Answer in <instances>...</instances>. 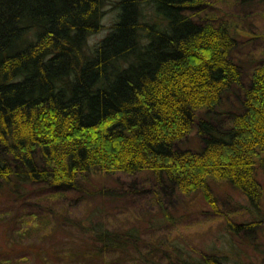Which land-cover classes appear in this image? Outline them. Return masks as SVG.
Segmentation results:
<instances>
[{
    "label": "trees",
    "instance_id": "1",
    "mask_svg": "<svg viewBox=\"0 0 264 264\" xmlns=\"http://www.w3.org/2000/svg\"><path fill=\"white\" fill-rule=\"evenodd\" d=\"M207 3L0 0V197L123 174L139 177L161 209L162 197L196 192L215 207V182L257 211L264 61L245 82L234 59L240 31L207 13ZM108 5L113 21L90 45ZM256 214L228 221L231 233L250 234L261 224ZM40 220L23 214L18 233L36 232ZM86 234L95 255L136 251L140 242L138 232L113 233L100 220ZM172 252L177 264H230L218 252L193 260Z\"/></svg>",
    "mask_w": 264,
    "mask_h": 264
},
{
    "label": "rangeland",
    "instance_id": "2",
    "mask_svg": "<svg viewBox=\"0 0 264 264\" xmlns=\"http://www.w3.org/2000/svg\"><path fill=\"white\" fill-rule=\"evenodd\" d=\"M244 2L208 0L207 13L240 31L234 59L247 82L253 67L264 61V0ZM114 16L106 6L102 29L90 36V45L105 35ZM257 178L264 191V166ZM211 188L215 207L196 192L162 197V209L139 177L123 174L94 175L78 190L38 184L28 186L25 196L4 194L0 211L9 213L0 220V264H177L174 247L190 260L218 252L230 264H264V195L256 211L229 185L211 182ZM29 213L41 219L39 230L19 234V218ZM255 214L262 220L250 234L231 233L228 221L252 222ZM96 220L113 233L138 232L137 250L90 253L86 230Z\"/></svg>",
    "mask_w": 264,
    "mask_h": 264
}]
</instances>
